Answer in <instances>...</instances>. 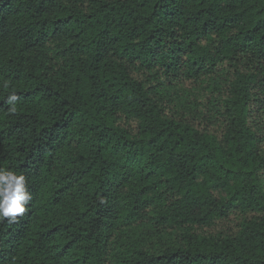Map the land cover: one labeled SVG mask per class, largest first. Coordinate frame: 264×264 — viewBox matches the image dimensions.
<instances>
[{"label":"trees","instance_id":"16d2710c","mask_svg":"<svg viewBox=\"0 0 264 264\" xmlns=\"http://www.w3.org/2000/svg\"><path fill=\"white\" fill-rule=\"evenodd\" d=\"M0 168V264H264V0H0Z\"/></svg>","mask_w":264,"mask_h":264},{"label":"clouds","instance_id":"9594fccd","mask_svg":"<svg viewBox=\"0 0 264 264\" xmlns=\"http://www.w3.org/2000/svg\"><path fill=\"white\" fill-rule=\"evenodd\" d=\"M4 87H8V82H4ZM14 95L9 97V103L15 101ZM17 111L15 104L8 109L9 114ZM32 199L31 193L26 188V178L23 174L0 168V223L7 220L8 224L17 222L18 217H22L28 211L27 205Z\"/></svg>","mask_w":264,"mask_h":264}]
</instances>
